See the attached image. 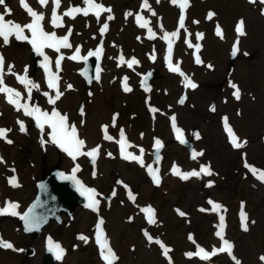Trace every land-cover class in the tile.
Wrapping results in <instances>:
<instances>
[{
	"label": "rangeland",
	"instance_id": "374dc122",
	"mask_svg": "<svg viewBox=\"0 0 264 264\" xmlns=\"http://www.w3.org/2000/svg\"><path fill=\"white\" fill-rule=\"evenodd\" d=\"M117 3L123 6L125 12L138 6L137 2L131 0H117ZM216 7L222 17L229 15L232 18L228 30L240 27L241 36L245 35L247 40L245 42L242 39V46L237 45L241 49V56L223 92L227 99L223 100L221 95L215 99L208 123L201 120L205 109L197 90L186 102V108L176 110L188 126L193 125L196 114L201 117L197 125L201 120L202 137L197 142L196 159L189 160L182 144L168 135L171 128L169 120L164 118L159 138L168 143V148L158 162L160 165L156 172L148 174L147 161L131 158L130 153L118 150L112 153L115 160L109 162L104 159L96 171L90 169L86 157L82 163L89 169L84 173L90 176V183L99 186L101 190L105 189V184L100 185L96 175L107 171L104 162L111 165L112 176L117 169L123 178L137 170L132 162L140 166L141 170L131 182L133 190H129L125 200L118 206L117 218L111 216L114 222L109 232L115 233L118 243L123 234L134 240L138 236L140 220L143 219L140 209L152 203L155 206V217L150 220V237L163 244L156 245L150 259L146 255L147 251L140 250V261L144 256L149 264H211L214 261L219 264H264V4L261 0H220ZM83 21L84 17L77 20V31ZM257 24L260 26L257 27ZM254 26L257 29L251 30ZM75 38L81 39L78 36ZM47 52L44 51V59L48 58ZM202 64L207 66L206 61ZM233 78L236 80L231 84ZM18 80L20 100L16 105L28 116H32L33 120L31 124L25 125L30 117L20 119L15 115L14 106L1 121L5 132L0 134V150L3 149V153H0V219L4 214V201V208L12 206L14 214L1 219L0 233L5 242L14 244L11 252L19 250L18 237L24 238L18 233L20 215L33 198L35 181L44 167V153L48 151L54 161L59 151L54 146L56 142L48 137L50 130L47 126L42 127V130L34 127L33 108L40 106L47 88L41 68L28 66L26 73ZM84 83V79L79 77L75 89L69 90L65 96L76 114L73 126L80 132L84 119L83 114L78 113V107L85 104ZM241 96L243 101L240 100ZM165 105L175 109L180 107L177 99ZM189 108L193 112L190 113ZM28 128L33 130L29 133ZM191 134L192 131L189 136ZM82 136L75 135L80 139ZM84 136L87 146H92L93 135L89 128ZM9 140H15L16 143ZM87 151L88 148L84 154ZM236 152L239 155L235 157ZM154 181L160 184L155 185ZM130 195L133 204L127 202ZM121 211L126 216V222L119 214ZM91 218L96 220L97 216L91 214ZM84 219L85 216H75L70 229L51 224L47 230L58 229V233L65 230L62 237L53 236L54 241H60L68 234H73L78 229V223ZM223 232L227 237L224 234V240L218 239ZM226 242L232 248L229 244L225 245ZM228 246L232 252L225 253ZM202 252L206 254L204 261L201 259ZM7 256L11 254L7 252ZM12 256L19 260L22 258L21 264H25L28 257L25 252H16ZM140 261L137 263L143 264Z\"/></svg>",
	"mask_w": 264,
	"mask_h": 264
},
{
	"label": "water",
	"instance_id": "95a60500",
	"mask_svg": "<svg viewBox=\"0 0 264 264\" xmlns=\"http://www.w3.org/2000/svg\"><path fill=\"white\" fill-rule=\"evenodd\" d=\"M77 177L53 169L39 184L37 196L25 216V224L38 230L50 219H61L62 213L71 214L77 205L88 201V190Z\"/></svg>",
	"mask_w": 264,
	"mask_h": 264
},
{
	"label": "bare ground",
	"instance_id": "6f19581e",
	"mask_svg": "<svg viewBox=\"0 0 264 264\" xmlns=\"http://www.w3.org/2000/svg\"><path fill=\"white\" fill-rule=\"evenodd\" d=\"M44 23H45V19L43 18V20H42ZM16 25H20V26H27L22 20H20V19H17V22L15 23ZM251 30H256L257 29V27L256 26H254V27H251L250 28ZM43 41H46V37L44 36L43 37ZM21 57H23V55H21ZM59 83L61 84L60 85V91L61 90H63V82H62V80L61 79H59ZM117 86V88H119V85H116ZM52 95L53 96H57V93L56 92H52ZM44 100H46V101H48L49 100V91L46 93V95H45V97H44ZM43 103H44V101H43ZM91 108H93L92 106H91ZM51 126L53 127V131H54V133H56V134H61V136H60V139L61 140H64V138H65V136H64V130H65V121L64 120H61V121H59V122H57V121H53L52 123H51ZM69 137H70V133L68 132V134H67V141L69 140ZM119 138H121V140L124 138V136H121V137H119ZM102 237L99 235V245H100V247H103V243L101 242V239ZM4 264H13V263H7V262H5Z\"/></svg>",
	"mask_w": 264,
	"mask_h": 264
},
{
	"label": "flooded vegetation",
	"instance_id": "af4514ba",
	"mask_svg": "<svg viewBox=\"0 0 264 264\" xmlns=\"http://www.w3.org/2000/svg\"><path fill=\"white\" fill-rule=\"evenodd\" d=\"M103 56H105L106 54L104 53V51H103V54H102ZM104 181L105 182H107V183H110V180H108V179H104ZM113 211H117V209H116V206H115V208L113 209ZM114 216L116 215V212H115V214H113ZM114 222V221H113ZM112 222V223H113ZM112 226V225H111ZM113 234H115V233H113Z\"/></svg>",
	"mask_w": 264,
	"mask_h": 264
}]
</instances>
